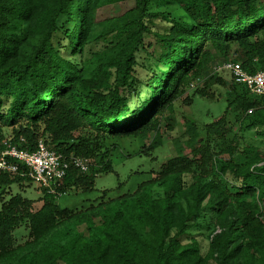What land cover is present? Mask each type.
Instances as JSON below:
<instances>
[{
    "label": "trees",
    "instance_id": "trees-1",
    "mask_svg": "<svg viewBox=\"0 0 264 264\" xmlns=\"http://www.w3.org/2000/svg\"><path fill=\"white\" fill-rule=\"evenodd\" d=\"M228 57L249 72L264 66V0H0V146L43 138L63 157L92 158L86 172L67 168L58 194L39 186L38 208L20 193L0 201V264H264V145L228 140L231 110L264 137V99L236 83L219 118L201 130L186 118L189 153L136 190L85 210L57 203L112 170L105 140L160 146L165 113L190 90L213 98L198 84ZM29 181L1 172L0 198ZM22 224L28 239L18 243ZM200 228L210 232L205 251L191 234Z\"/></svg>",
    "mask_w": 264,
    "mask_h": 264
},
{
    "label": "rangeland",
    "instance_id": "rangeland-1",
    "mask_svg": "<svg viewBox=\"0 0 264 264\" xmlns=\"http://www.w3.org/2000/svg\"><path fill=\"white\" fill-rule=\"evenodd\" d=\"M132 4L130 2L129 6ZM124 8V6L117 5L114 13L120 14ZM142 56L141 58H143ZM233 57H228V59H232ZM218 61L216 62L218 63ZM210 72L211 68L201 77L199 87L206 86L208 92L213 94V98L194 94V89L186 93L187 96L192 98L188 102L182 98L178 99L174 104L172 113L166 112L161 120L160 132L162 144L160 146L153 151L146 152L144 144L146 145L148 140L132 135L105 140L102 142L101 151H107V157L112 163V170L107 173L102 172L96 176L93 191L83 193L72 190L58 197L57 203L59 206L62 208L68 207L76 210H85L91 205H97L102 200H108L122 193L133 192L140 182L152 178L155 172L160 169L161 164L177 155L180 149L183 153H189L190 147L185 145L188 139L185 125L186 118L194 119L201 130L203 125L213 122L224 113L228 105L227 94L232 91L231 85L234 82L229 72L220 74L225 83L217 81V76H210ZM139 74H142V69H139ZM236 87L238 91L242 93L246 92L251 98L256 97L244 85L237 84ZM228 119L232 128L228 140L236 135L240 147L247 144L264 145V137L256 134V131L261 130L260 127L248 131L242 130V125L236 119L232 110L228 113ZM169 124L172 126V129L168 127ZM86 132L88 131H83L84 134ZM10 133L11 129L6 128L5 134L10 135ZM201 137H205L204 132L201 133ZM90 160L92 161V158ZM7 190L0 198V201L7 200L11 195L20 193L24 197L36 200L34 204L35 208H38L41 204L40 197H42L43 192L34 181L25 182L22 187L12 184ZM104 190H106V194L101 199L100 197ZM154 192L157 196H160L162 189L156 187ZM84 228V226H80V229ZM28 232L26 224L19 226L14 232L17 242H25L28 239ZM209 233L205 228L193 229L191 231V234L200 241L203 251L207 249Z\"/></svg>",
    "mask_w": 264,
    "mask_h": 264
},
{
    "label": "built area",
    "instance_id": "built-area-1",
    "mask_svg": "<svg viewBox=\"0 0 264 264\" xmlns=\"http://www.w3.org/2000/svg\"><path fill=\"white\" fill-rule=\"evenodd\" d=\"M223 72H229L234 83L244 85L250 93L264 99V66L256 72H249L243 68L241 62L225 59L214 64L210 73L220 75ZM21 143L26 146L21 147ZM90 164V158L73 154L69 158L63 157L43 138H39L30 147L23 137L16 143L7 137L0 146V173L28 176L51 194H58L57 184L61 183L70 165L86 172Z\"/></svg>",
    "mask_w": 264,
    "mask_h": 264
},
{
    "label": "crops",
    "instance_id": "crops-1",
    "mask_svg": "<svg viewBox=\"0 0 264 264\" xmlns=\"http://www.w3.org/2000/svg\"><path fill=\"white\" fill-rule=\"evenodd\" d=\"M263 103H264V100H263Z\"/></svg>",
    "mask_w": 264,
    "mask_h": 264
}]
</instances>
